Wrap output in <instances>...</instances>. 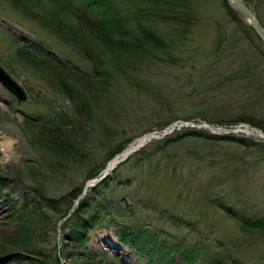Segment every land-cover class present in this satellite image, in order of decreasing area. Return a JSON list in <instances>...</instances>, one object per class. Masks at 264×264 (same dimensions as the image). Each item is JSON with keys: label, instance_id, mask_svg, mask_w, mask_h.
Masks as SVG:
<instances>
[{"label": "rangeland", "instance_id": "1", "mask_svg": "<svg viewBox=\"0 0 264 264\" xmlns=\"http://www.w3.org/2000/svg\"><path fill=\"white\" fill-rule=\"evenodd\" d=\"M123 1L128 6L133 5L131 1ZM117 2L120 4V0ZM51 3V0H0V64L28 92L27 100L19 102L0 83V115H3L0 118V256L7 258L1 264H11L7 261L14 254L8 249L4 251L3 235L14 233L18 223L16 216L20 213L24 216L27 204H37L27 186H36L49 197L60 199L74 187H84L94 172L108 174L105 165L116 147L123 148L131 138L134 141L150 133H154L153 139L162 140L165 135L174 133L171 125L176 123L188 122L195 126L212 121L222 125L221 122L242 120L243 124L262 130L264 127V83L227 81L219 87L220 81L243 59L235 53L236 49L248 50L247 54H251V48H247L249 42L238 37L234 22L238 15L231 16L224 0H192L190 4L198 21L184 35L178 50L190 61L169 66L162 60V64H143L117 73L110 94L104 97L106 102L110 96L114 107L110 109L112 102L108 106L102 100L101 107L93 108L92 122L78 117L72 121L70 117L67 123L78 132H90V140L82 148L85 161L57 166L58 160L61 163L64 158L48 152L38 142V134L27 129L24 122L28 118H51L64 109H70L72 114L73 102L52 91L37 71L18 58L13 38L16 35L33 49L50 52L91 72V66L84 59L47 29L42 14L52 9ZM134 6L137 7V3L134 2ZM251 7L264 26V0H251ZM240 16L236 21L251 39L250 25ZM156 26L166 33L170 31L163 23ZM224 34L229 41L224 49L216 48ZM254 42L263 44L258 38ZM96 79L101 80V76L96 75ZM159 124L169 125L165 129H155ZM243 134L260 140L258 142L264 141L252 134ZM105 135H111L112 140L108 141ZM227 142L219 145L189 138L145 162L137 161L142 156L137 150L119 164L115 174L108 175L113 180L107 188L101 189L123 206L133 207L139 223L146 228L150 225L149 230L158 234L159 243L188 245L183 252L194 247L198 254L197 264H205V258L211 257H224L223 262L227 264H264V230L248 232L241 219L264 217V160H258L264 151L258 146L241 149L237 143ZM135 161L137 166L134 167ZM127 176L131 177L129 186L122 184ZM214 177L219 180L214 179L212 184H219L211 187ZM213 197L225 201L231 213L212 202ZM8 198L15 202L17 213L14 215ZM141 199L147 201L148 207ZM59 203L53 204L62 208L64 205ZM156 203L159 208L167 209V213L156 209L153 206ZM42 209L40 222L36 219L33 222L37 245L44 249L57 246L61 250L65 246L63 224L69 211L59 214L57 209ZM115 210L112 208L108 212L117 215ZM45 214L52 217L49 226ZM129 216L126 213V217ZM180 218H183L182 223ZM187 220L192 224L188 226ZM102 221L105 223L103 217ZM111 238L116 243L113 244ZM221 244H225L224 248ZM130 246L132 244L124 242L120 232L112 227L95 229L88 242L90 249L105 254L110 260L108 264H176L175 261L180 260L172 247L165 252L153 244L149 247L152 253L148 255L142 248Z\"/></svg>", "mask_w": 264, "mask_h": 264}, {"label": "trees", "instance_id": "2", "mask_svg": "<svg viewBox=\"0 0 264 264\" xmlns=\"http://www.w3.org/2000/svg\"><path fill=\"white\" fill-rule=\"evenodd\" d=\"M127 1L133 2V5H126L123 0H120V4L117 0H51L52 9L42 14V18L47 22V29L84 59L91 66V72L81 69L50 52L41 51L37 48L33 49L27 41H17L13 37L17 45L18 58L37 71L46 80L52 91L69 97L73 102L72 114L70 109H64L59 113L57 112V116L51 118H28L24 122L27 129H32L35 131L34 133L38 134V142L40 141L48 152L58 153L64 158L61 163L58 160L57 166L65 167L66 164L71 162L85 161L82 148L90 140V132H78L75 128H69L67 123L70 117H73L72 121H75L74 119L78 117L81 120L85 119L84 122H92L95 108L101 107L102 100L103 103L105 102L104 97L106 94H110V88L117 73L134 68V66L138 68L143 64L161 63L162 60L163 64L169 66L182 65L184 62L190 61L189 57L184 58L178 53V50L182 46L184 35L198 21L194 9L191 7L193 5L190 4L192 0ZM246 1L251 4V0ZM134 2L137 3V7L134 6ZM224 4L227 5L233 18L240 15L229 6L226 0H224ZM28 7L32 9L30 6ZM134 8H136L135 11ZM238 16L234 19L236 31L239 34L238 37L244 38L247 43L249 42L247 48H251V54H247L248 50L237 51L238 48L236 49L235 53L238 57L242 56L243 59L236 68L220 81L219 87H222L227 81L232 83L252 80L264 83V46L263 44H255V38H258L259 41L260 38L251 27V29L248 27L251 32V39L247 36V30L239 21H236ZM159 23H163L165 26L168 25L170 31L166 33L157 28L156 25H159ZM227 41H229V38L224 34L223 37H220L216 48L224 49ZM231 43L235 45V41ZM231 48L233 47L231 46ZM96 75H100L101 80H97ZM111 99L108 96L104 103L108 105L111 101L110 109L114 107L113 99ZM237 121L240 123L242 120ZM237 121L221 122L220 124H237L235 123ZM105 138L108 141L112 140L111 135H105ZM113 138H116V136H113ZM189 138L210 141L219 145H221L220 142L224 141L234 142L241 149L244 147L252 149L258 146L264 151V142H258L252 138L233 134L218 135L207 130L188 127L182 128L162 140H153L146 144L139 150L142 156L137 161L152 160L170 146ZM121 149L120 146L116 147L115 152L111 154L109 159L113 158ZM258 160L259 162L263 161L264 155L260 156ZM137 161H135L136 165L134 167L137 166ZM113 172L115 174L116 169ZM98 175L99 172L96 171L89 176V179ZM214 179L219 180V177L213 178L211 187L219 184H212ZM111 180L113 178L108 176L98 185L90 188L65 220L62 232L65 246L61 250H58L57 246L44 249L37 245L36 232L33 230L34 219L40 222L42 207L57 209L59 214L64 211L67 213L74 201L84 191V187H74L67 192V195L57 199L49 197L45 191L39 190L36 186H27L29 192L34 195L37 204L34 206L27 204L23 210L24 216L22 217L21 213L16 216L18 217V223L14 233L11 235L2 234L4 251L8 249L7 251L14 252L9 256L12 259L8 261L11 264H62V261H64L63 264H108L110 260L106 258L105 254H98L95 250L90 249L88 242L90 234L95 229L114 227L120 232L122 240L131 243L132 247L142 248L141 250L148 255L152 253V249H149V247L153 244L161 247L165 252L169 251V247H172L171 249L177 251L180 258L178 262L175 261L176 264H197L198 254L194 247L183 252L186 248H189L188 245L179 242L172 245L173 243L168 242L167 246L163 242L159 243L157 240L159 236L149 230L150 225L146 228L144 224L139 223L138 220L140 219L135 217L133 207L123 206L120 202H116L114 198L109 197L111 194L105 195L107 193L102 191L101 187L107 188ZM122 184L125 186L131 185V177H125ZM214 199L215 197H213L212 202L231 213L225 201ZM8 202V204L13 205H11L13 208L10 206L11 209H9L11 214L14 215L17 213L15 202L9 200V198ZM54 202H60L59 204L62 203L64 206L59 208L53 204ZM144 202V206L148 207L147 201ZM153 206L156 209L159 208L157 203ZM112 208L118 211L117 215L109 214L108 211ZM159 209L165 214L168 211L163 207ZM106 213L109 215L104 216ZM126 213L130 215L129 218L126 217ZM45 217L49 226L52 217L47 214H45ZM102 217L105 223L102 221ZM180 219L182 223L183 218ZM241 219L245 223L244 226H247L245 230H248V232L264 230V217H242ZM186 223L188 226L192 224L189 220ZM4 243L7 247L4 246ZM224 245L221 244V247L224 248ZM24 252L33 256H28ZM205 259V264H227L223 262L224 257ZM4 261H1V263ZM113 263H115L114 260Z\"/></svg>", "mask_w": 264, "mask_h": 264}, {"label": "water", "instance_id": "3", "mask_svg": "<svg viewBox=\"0 0 264 264\" xmlns=\"http://www.w3.org/2000/svg\"><path fill=\"white\" fill-rule=\"evenodd\" d=\"M229 4L231 7L240 11L247 17L250 26L256 31V33L259 35V37L264 43V27L262 26L256 15L254 14V12L246 4L245 0H229ZM0 82L4 87H6L10 92H12L20 102L27 99L28 93L24 88V86H22L20 82L14 79V77L11 76V74L1 65H0ZM106 175L107 173H105L103 176L98 178L96 182L102 180L104 177H106Z\"/></svg>", "mask_w": 264, "mask_h": 264}, {"label": "bare ground", "instance_id": "4", "mask_svg": "<svg viewBox=\"0 0 264 264\" xmlns=\"http://www.w3.org/2000/svg\"><path fill=\"white\" fill-rule=\"evenodd\" d=\"M228 2V0H227ZM15 39L17 41H20V39H18L16 37V35L14 36ZM1 116L3 115H0V118ZM251 130V128H250ZM253 132L254 135H257L258 137H261L264 139V132L261 131L260 129L256 128V129H252L251 130ZM148 137L147 136H144V137H140V138H137L135 140V142L133 140L130 139L129 143L131 142V147H124L123 146V149L120 150L116 155H114L113 158H111V160L109 161V165H108V169H111L113 166L116 167L118 166L120 163H122L124 160L128 159L131 154H132V150L137 147V145L139 146H145L147 144V139ZM122 152V153H121ZM121 153V154H120ZM120 154V155H119ZM85 194L82 192L78 198L74 201V204L72 205V207L70 208L69 212L72 213L74 211V209L76 208V206L79 204L80 200L83 198ZM111 240L113 241V244L116 243L112 238ZM117 242H118V238H117ZM5 256V255H4ZM3 260V258L0 256V264H1V261Z\"/></svg>", "mask_w": 264, "mask_h": 264}]
</instances>
